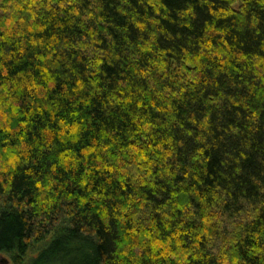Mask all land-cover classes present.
Wrapping results in <instances>:
<instances>
[{
	"label": "trees",
	"instance_id": "1",
	"mask_svg": "<svg viewBox=\"0 0 264 264\" xmlns=\"http://www.w3.org/2000/svg\"><path fill=\"white\" fill-rule=\"evenodd\" d=\"M41 243L264 264V0H0V253Z\"/></svg>",
	"mask_w": 264,
	"mask_h": 264
},
{
	"label": "rangeland",
	"instance_id": "2",
	"mask_svg": "<svg viewBox=\"0 0 264 264\" xmlns=\"http://www.w3.org/2000/svg\"><path fill=\"white\" fill-rule=\"evenodd\" d=\"M239 7H240V4L235 5V9L236 8L239 9ZM55 236H56V234L52 233L49 236V238L47 239V243H49ZM45 246H46V243H41V244L35 245L33 248H31L28 255L25 257V263L29 264L32 259L36 258L39 255V253L45 248ZM4 256H6L10 260V263L13 264V262L9 256H7V255H4Z\"/></svg>",
	"mask_w": 264,
	"mask_h": 264
},
{
	"label": "water",
	"instance_id": "3",
	"mask_svg": "<svg viewBox=\"0 0 264 264\" xmlns=\"http://www.w3.org/2000/svg\"><path fill=\"white\" fill-rule=\"evenodd\" d=\"M0 264H11L10 260L0 253Z\"/></svg>",
	"mask_w": 264,
	"mask_h": 264
},
{
	"label": "bare ground",
	"instance_id": "4",
	"mask_svg": "<svg viewBox=\"0 0 264 264\" xmlns=\"http://www.w3.org/2000/svg\"><path fill=\"white\" fill-rule=\"evenodd\" d=\"M138 203V202H137Z\"/></svg>",
	"mask_w": 264,
	"mask_h": 264
}]
</instances>
